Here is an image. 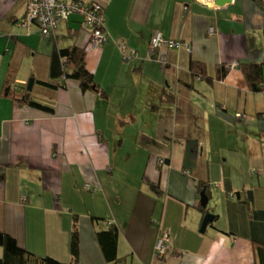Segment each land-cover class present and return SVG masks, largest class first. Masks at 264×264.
I'll return each instance as SVG.
<instances>
[{"label": "crops", "instance_id": "obj_1", "mask_svg": "<svg viewBox=\"0 0 264 264\" xmlns=\"http://www.w3.org/2000/svg\"><path fill=\"white\" fill-rule=\"evenodd\" d=\"M87 1L105 6L109 39L98 47L81 14L44 34L27 20L28 0H0V39L12 50L5 73L18 64L25 82L36 69L35 48L77 43L98 82L38 84L52 112L0 94V228L68 260L78 213L80 264L105 261L97 231L112 222L121 228L119 254L129 256L122 264H256V241L264 240V219L253 214L264 208V90L252 88L243 64L264 59V0ZM155 30L191 49H153ZM42 58L39 73L49 65ZM193 59L214 80L189 85ZM168 91L173 98L159 100ZM183 97L201 107L204 124L189 122ZM208 210L215 218L203 231ZM164 234L171 240L160 254Z\"/></svg>", "mask_w": 264, "mask_h": 264}, {"label": "trees", "instance_id": "obj_2", "mask_svg": "<svg viewBox=\"0 0 264 264\" xmlns=\"http://www.w3.org/2000/svg\"><path fill=\"white\" fill-rule=\"evenodd\" d=\"M58 26L50 34L54 33ZM56 45L57 46L54 50L49 53L39 50L38 48L34 49L36 69L30 73L25 82L21 83L17 80V72L19 69L18 64H10L0 94L10 97L20 104H29L52 112L55 108L54 104L51 101L46 100L41 93L37 92L38 84L50 88L66 87L70 78H78L81 80L83 88H98L95 74L87 65V48L77 43L66 46H62L59 43ZM42 57H46L44 59L48 60L49 65L46 70L39 73L37 71V63L40 59H43ZM243 65L252 88L258 91L264 90V59L244 63ZM226 72L227 69H224V73ZM191 73L193 79L188 81L189 85H193V80L195 81L196 78L214 80V77L208 73L207 66L202 60L193 59L191 61ZM165 94L166 95H160L159 100H171L174 96V92L170 91ZM182 104L183 106L184 104H187L191 110V113L187 115L189 119H191L189 122L196 123V125L204 124V115L202 114L200 106L193 102L189 97H183ZM193 131L199 133L200 129L197 126ZM204 185L207 188L210 186L208 184ZM253 214L256 218L263 217L261 219H264V208L260 207L254 209ZM74 217L75 223L70 239V259L63 260L51 253H39L28 246L22 245L13 233L0 228V264H80V215L77 213ZM95 219L99 221L101 218L95 216ZM120 233L121 228L116 222H112L105 228L98 229L97 235L105 255V261L100 264H122L128 260L129 256H121L119 254ZM256 242V264H264V240L259 239Z\"/></svg>", "mask_w": 264, "mask_h": 264}, {"label": "built area", "instance_id": "obj_3", "mask_svg": "<svg viewBox=\"0 0 264 264\" xmlns=\"http://www.w3.org/2000/svg\"><path fill=\"white\" fill-rule=\"evenodd\" d=\"M80 13L84 16L87 25L91 27L90 43L98 47L106 43L109 35L105 29V6L99 1L87 0H28L27 20L37 22L44 34H50L59 24L68 19L72 14ZM211 32L216 31L215 26L210 27ZM177 47L186 45L191 49V44L167 38L162 30H155L151 36V44L156 49L164 44ZM127 44L125 43L124 46ZM1 143V141H0ZM169 234L161 235L156 243L157 251L165 254L169 250Z\"/></svg>", "mask_w": 264, "mask_h": 264}, {"label": "rangeland", "instance_id": "obj_4", "mask_svg": "<svg viewBox=\"0 0 264 264\" xmlns=\"http://www.w3.org/2000/svg\"><path fill=\"white\" fill-rule=\"evenodd\" d=\"M1 26H2V28H5L7 30L11 29V26H10V24H9V22L7 20H4L3 23L1 24ZM7 42H8L7 37L4 38V39H0V80H1V82L4 81L5 74H6L5 70H6L7 66H8V64L6 66L5 63L7 61H9V58H10V56L12 54V50L11 51H6L7 44H8ZM2 61H3V63H2ZM26 61H27V58H25V60H24L23 67H24L25 63H27Z\"/></svg>", "mask_w": 264, "mask_h": 264}, {"label": "water", "instance_id": "obj_5", "mask_svg": "<svg viewBox=\"0 0 264 264\" xmlns=\"http://www.w3.org/2000/svg\"><path fill=\"white\" fill-rule=\"evenodd\" d=\"M230 1H233V0H216L217 3H221V4H223L225 2H230ZM209 200H210V195L207 192V189L204 188L201 191V202L205 207H207ZM214 218H215V213L212 210H208L206 215H205L201 229L204 231L207 228L208 223Z\"/></svg>", "mask_w": 264, "mask_h": 264}, {"label": "clouds", "instance_id": "obj_6", "mask_svg": "<svg viewBox=\"0 0 264 264\" xmlns=\"http://www.w3.org/2000/svg\"><path fill=\"white\" fill-rule=\"evenodd\" d=\"M109 35V34H108ZM200 200H201V198H200Z\"/></svg>", "mask_w": 264, "mask_h": 264}]
</instances>
